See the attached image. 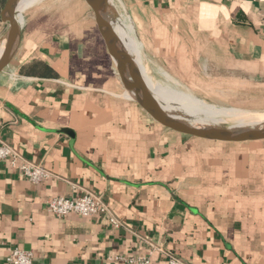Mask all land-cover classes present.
Listing matches in <instances>:
<instances>
[{
  "label": "crops",
  "instance_id": "1",
  "mask_svg": "<svg viewBox=\"0 0 264 264\" xmlns=\"http://www.w3.org/2000/svg\"><path fill=\"white\" fill-rule=\"evenodd\" d=\"M122 2L146 72L200 97L264 87V0ZM40 3L0 73V142L51 177L33 183L0 160V264L14 246L33 264L147 254L151 264H168L167 254L264 264V140L217 142L154 122L126 95L83 0ZM88 191L120 226L47 210L50 197Z\"/></svg>",
  "mask_w": 264,
  "mask_h": 264
},
{
  "label": "water",
  "instance_id": "2",
  "mask_svg": "<svg viewBox=\"0 0 264 264\" xmlns=\"http://www.w3.org/2000/svg\"><path fill=\"white\" fill-rule=\"evenodd\" d=\"M19 0H5L0 8V20L5 24V31L0 37L3 51L0 55V73L10 64L21 41V25L14 16V6ZM90 16L104 40L117 76L126 95L133 100L154 122L159 125L189 136L217 142H251L264 140V127L257 128H222L194 124L178 119L154 103V98L143 78L133 63V58L121 40L111 28V10L106 0H83Z\"/></svg>",
  "mask_w": 264,
  "mask_h": 264
},
{
  "label": "bare ground",
  "instance_id": "3",
  "mask_svg": "<svg viewBox=\"0 0 264 264\" xmlns=\"http://www.w3.org/2000/svg\"><path fill=\"white\" fill-rule=\"evenodd\" d=\"M38 1L40 0H19L14 6V16L20 25L23 20V12ZM106 2L109 10L113 14H116V16L111 14L112 32L121 40L132 56L133 63L153 95L154 103L157 107L175 118H181L194 124L228 129L264 127V112L249 113L236 108H226L224 110L222 107L203 103L188 93L153 81L147 74L144 66L140 63L138 46L134 37L131 35V24L127 22V18L123 13H118L116 0H106ZM2 51L3 43L0 42V55Z\"/></svg>",
  "mask_w": 264,
  "mask_h": 264
},
{
  "label": "built area",
  "instance_id": "4",
  "mask_svg": "<svg viewBox=\"0 0 264 264\" xmlns=\"http://www.w3.org/2000/svg\"><path fill=\"white\" fill-rule=\"evenodd\" d=\"M0 160H7L12 167L18 168L31 182H43L51 177V174L43 166L24 159L14 148L5 142H0ZM49 212L57 217L74 213L81 216H90L97 213L105 214L108 221L114 226H120L121 222L110 211L107 204L99 194L85 192L79 197L54 196L46 200ZM5 257L6 264H33V254L30 250L19 247H9ZM168 255V264H187L172 254ZM127 264H151L150 255H134L120 257Z\"/></svg>",
  "mask_w": 264,
  "mask_h": 264
},
{
  "label": "rangeland",
  "instance_id": "5",
  "mask_svg": "<svg viewBox=\"0 0 264 264\" xmlns=\"http://www.w3.org/2000/svg\"><path fill=\"white\" fill-rule=\"evenodd\" d=\"M48 1H56L57 2L59 0H40L37 3L33 4L32 6H30L29 8H33V6H36L40 2L44 3V2H48ZM42 3H40V4H42ZM116 4L121 9V10L120 9H118V10L120 12L122 11L123 15L126 16L127 13L124 10L125 7H124L122 0H120V2L116 1ZM37 6H39V5H37ZM29 8H27L23 12V20H22L21 24L25 20L26 12L29 10ZM111 14H113V13L111 12ZM113 15L116 16V14H113ZM126 17H128V16H126ZM127 22H128V20H127ZM147 74L153 79V81H155L161 85L169 86L175 90L182 91L184 93H188L203 103H208V104L214 105L216 107H222V109H224V110L226 108H236V109H239L241 111H245V112H249V113H263L264 112V87H258L255 84L250 87L247 95L200 97V96L192 95L191 94L192 90H187L185 88V86L181 85V83L166 79L164 77V75L161 74L160 72H158V73H156L155 71L149 72V73L147 72Z\"/></svg>",
  "mask_w": 264,
  "mask_h": 264
},
{
  "label": "trees",
  "instance_id": "6",
  "mask_svg": "<svg viewBox=\"0 0 264 264\" xmlns=\"http://www.w3.org/2000/svg\"><path fill=\"white\" fill-rule=\"evenodd\" d=\"M4 1H5V0H0V8H1V6L3 5ZM0 23H1V21H0Z\"/></svg>",
  "mask_w": 264,
  "mask_h": 264
}]
</instances>
